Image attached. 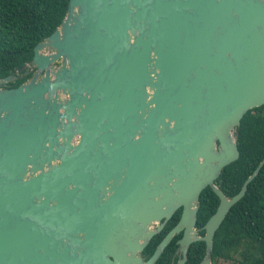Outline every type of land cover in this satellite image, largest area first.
Segmentation results:
<instances>
[{"label": "water", "instance_id": "water-1", "mask_svg": "<svg viewBox=\"0 0 264 264\" xmlns=\"http://www.w3.org/2000/svg\"><path fill=\"white\" fill-rule=\"evenodd\" d=\"M263 105L264 0H69L0 78V264H156L178 234L177 264L199 241L211 264L264 157L231 197L215 181ZM207 187L219 202L197 229Z\"/></svg>", "mask_w": 264, "mask_h": 264}, {"label": "trees", "instance_id": "trees-1", "mask_svg": "<svg viewBox=\"0 0 264 264\" xmlns=\"http://www.w3.org/2000/svg\"><path fill=\"white\" fill-rule=\"evenodd\" d=\"M69 0H0V78L7 77L28 63L37 43L51 35L63 20ZM22 75L23 72L18 73ZM29 76H23L2 87H17ZM238 158L223 168L216 185L227 196L239 192L244 181L264 157V105L245 113L236 129ZM219 199L209 188L199 197L196 228L200 229L216 211ZM177 210L163 230L145 248L149 257L166 233L177 223ZM204 234V230L198 232ZM175 236L157 264H170L177 248ZM205 243L190 245L186 264H198L204 257ZM211 264H264V165L248 184L245 195L234 204L213 238Z\"/></svg>", "mask_w": 264, "mask_h": 264}, {"label": "flooded vegetation", "instance_id": "flooded-vegetation-1", "mask_svg": "<svg viewBox=\"0 0 264 264\" xmlns=\"http://www.w3.org/2000/svg\"><path fill=\"white\" fill-rule=\"evenodd\" d=\"M34 72V70H32L27 76H30L32 73ZM157 235V234H156ZM158 245V244H157ZM177 248H178V246H177ZM177 248L173 251V253H172V255H171V257H170V264H177L178 263V261L181 259V255L180 254H177L176 253V251H177ZM154 252V251H153ZM152 252V253H153ZM152 253L150 254V256L152 255ZM149 256V257H150ZM204 256H205V252H204ZM149 257H147V258H145V259H148ZM204 258V257H203ZM203 258L200 260V262L198 263V264H200L201 263V261L203 260ZM158 262V261H157ZM157 262H156V264H157ZM186 262H187V257H186ZM186 262H185V264H186ZM211 263H212V260H211Z\"/></svg>", "mask_w": 264, "mask_h": 264}, {"label": "rangeland", "instance_id": "rangeland-1", "mask_svg": "<svg viewBox=\"0 0 264 264\" xmlns=\"http://www.w3.org/2000/svg\"><path fill=\"white\" fill-rule=\"evenodd\" d=\"M231 262H228V261H225V262H223V261H221L220 262V264H230Z\"/></svg>", "mask_w": 264, "mask_h": 264}]
</instances>
